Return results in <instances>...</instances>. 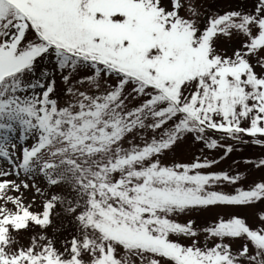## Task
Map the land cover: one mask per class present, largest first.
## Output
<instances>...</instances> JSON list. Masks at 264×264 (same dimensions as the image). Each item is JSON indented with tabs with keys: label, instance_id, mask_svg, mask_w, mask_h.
Returning a JSON list of instances; mask_svg holds the SVG:
<instances>
[{
	"label": "snow or ice",
	"instance_id": "6c2138e0",
	"mask_svg": "<svg viewBox=\"0 0 264 264\" xmlns=\"http://www.w3.org/2000/svg\"><path fill=\"white\" fill-rule=\"evenodd\" d=\"M189 139L201 155L166 161ZM246 144L264 147V0H0V264H264V176L211 171ZM54 219L60 247L21 244Z\"/></svg>",
	"mask_w": 264,
	"mask_h": 264
},
{
	"label": "rangeland",
	"instance_id": "374dc122",
	"mask_svg": "<svg viewBox=\"0 0 264 264\" xmlns=\"http://www.w3.org/2000/svg\"><path fill=\"white\" fill-rule=\"evenodd\" d=\"M204 7L211 12H219L223 14L224 11L228 10H250L252 7V0H203ZM239 46V42L235 39L229 40L227 37H220L217 40V48L219 51H223L227 54H231L232 49ZM84 73H81L83 75ZM86 87V86H85ZM65 85H63L59 79L57 80V93L61 98H64ZM245 139H248L245 137ZM229 143V141H225ZM203 145L200 143L193 142L192 140H186L175 147V150L168 154L166 161L171 162H191L196 156L201 155V149ZM242 150H234L226 159L221 160L218 165H216L211 171H222L229 170L231 172H244L248 176V183L253 180H258L264 176V170H258L252 165L244 164L243 161L246 159L255 160L264 156V147H260L254 144L238 145L234 146ZM224 154L223 149H216L214 151H209L207 149L203 150V155L207 156L209 159H219ZM234 161H239L240 163L235 164ZM0 166H3V162L0 161ZM13 178L14 177H10ZM14 195V193H9ZM25 196L28 198L25 203L32 200L33 193L26 192ZM41 206V198L36 197L35 203L32 205V210L38 211ZM11 207V205H9ZM241 215H246L249 217L248 222L255 226V222L252 218V213L248 210H240ZM215 212H193L190 215H184L177 217L180 222H185L188 219H193L199 226L206 225ZM41 233L46 234L50 238H54L57 241V247H60V242L69 235L65 227H61V222L59 219H54L53 226H50L46 232L42 233L39 228H34L30 232H25L20 237L21 244L27 245L30 240V236ZM70 238V237H69ZM203 242V241H202ZM233 249H238L240 247V242H232Z\"/></svg>",
	"mask_w": 264,
	"mask_h": 264
}]
</instances>
